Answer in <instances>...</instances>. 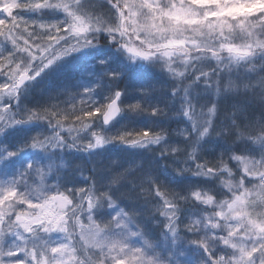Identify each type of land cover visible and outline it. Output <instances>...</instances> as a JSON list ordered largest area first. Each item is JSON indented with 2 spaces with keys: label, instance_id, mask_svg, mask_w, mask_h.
I'll return each mask as SVG.
<instances>
[{
  "label": "snow or ice",
  "instance_id": "snow-or-ice-1",
  "mask_svg": "<svg viewBox=\"0 0 264 264\" xmlns=\"http://www.w3.org/2000/svg\"><path fill=\"white\" fill-rule=\"evenodd\" d=\"M0 17V264H264V110L225 103L241 85H264V0H0ZM102 44L123 57L117 68L111 54L85 66V50ZM78 53V75L21 102L30 82ZM138 67L168 82H143L125 102L119 81ZM161 89L164 104L150 99ZM122 113L186 124L112 128ZM33 124L38 131L16 138ZM173 133L179 143L168 142ZM205 137L225 147L205 155ZM112 143L155 151L176 176L214 183L173 186L140 159L92 161L84 176L83 163L65 160L99 158ZM24 152L33 155L21 160ZM77 183L85 187L66 186Z\"/></svg>",
  "mask_w": 264,
  "mask_h": 264
},
{
  "label": "rangeland",
  "instance_id": "rangeland-1",
  "mask_svg": "<svg viewBox=\"0 0 264 264\" xmlns=\"http://www.w3.org/2000/svg\"><path fill=\"white\" fill-rule=\"evenodd\" d=\"M26 12H28V11H21L20 14L26 16L25 18H27L28 15H25ZM29 13H32V12H29ZM33 15L35 16L36 13H33ZM43 15L45 16V18H48V19H57L62 15V13H60L56 10H44ZM0 18H3V17H0ZM0 39H2V37H0ZM21 43H22V41H21ZM102 43H103V41H102ZM106 54H111L113 56V59L108 61L109 65L112 68H117L119 62L123 59V57H121L119 55V53H117L112 46H108L106 48V47H104L103 44L98 49H87V50H85L84 60H86V62H87V64L85 66L94 65L95 61L97 59L104 58ZM81 55L82 54L78 53L77 59H71L70 58L60 68H56V66H53L51 69L45 70V73H41V76L37 77L36 80L30 82L27 85V91L21 97V102L26 103V104L31 106V105L37 103L38 101H42L44 99V93L48 90L49 81H56L59 83H63L65 81H70L73 78V76L78 75L77 69H78V66L82 63V60L79 58V57H81ZM46 73H47V75H46ZM147 81L156 82L160 85H164L168 82L167 78L162 73H160L158 70H156V69H144V68L138 67L136 70V74L134 76L122 77L119 81L120 86L123 87V89H125V96L123 97L125 102H131L132 100L137 99L139 97V93L136 92L135 89L138 88L141 85V83L147 82ZM0 82H2V81H0ZM97 92L99 94L101 93V96L103 95V92L100 89H97ZM165 94L168 96L170 95V93L166 89H161L157 92H153L150 99L161 102L162 104H164V103H166V101L165 102L162 100L160 101V96L165 95ZM32 99H34V100H32ZM230 99H231L230 105L233 102H237V103L247 104L249 106L250 110H253V111L258 108V106L252 100H248L246 98L230 97ZM163 120L164 119H162V116L150 117L147 114L135 115V114H129V113H122L115 120V122H113L111 127L112 128H119L122 125H126L129 128L147 127L149 125L163 127ZM180 127H183V125H181ZM39 128H40L39 124H33L31 126H28V127H20L14 131L17 133L16 138L22 139L25 135H30L32 132L38 131ZM170 138L172 141L171 143H179L180 142V138L176 137L175 133H173V135H171ZM202 143H203V151H204V153H206L205 152L206 150H204V146H205V144H207L205 138H204ZM139 151H147V150L146 149H132V148H129V147L124 146V145H118L116 143H112V144L106 145L103 149L97 150V152H99L100 154L102 153L99 156V158H97L95 154H85L83 152L75 153L77 155L76 158L78 156L83 157V161L78 162L76 160V158L74 159V157L72 156L73 153L69 154V152H65V160L70 165H74L75 163H83L84 165L89 166V167L85 166L86 170H87L88 168H91L92 161H95V163L97 162L96 163V165H98L97 168H101L107 163V161L109 159H118L122 165V164H125L130 159L135 160V159L140 158V160H142L145 165H150L153 167V169H155V167L151 163L148 162V161L156 158L155 152L153 151L151 153H146V155L144 156ZM83 154H85V155H83ZM31 155H33V153L24 152L21 154L20 159L23 160V159H25ZM89 155L92 156V160L91 161L89 160L87 162L85 156H89ZM84 158H85V162H84ZM159 160L162 163L161 158ZM162 166H163L164 170L166 172H168L166 170V167L163 164L161 165V167ZM117 167H119V165ZM156 168H157V164H156ZM171 172H172V169L169 173H171ZM106 174H107V172L97 173V175L101 178L103 176H106ZM88 175H90V172L87 170L84 173V176H88ZM166 176L167 175L164 176L166 183L171 184L173 186H184V185L195 183L193 178H186V179L180 178L179 180H175V179L167 178ZM225 178H227V177H225ZM67 179L71 180L72 182H80L83 180V177H81L79 174H76V175L73 174V176L68 177ZM47 183L54 184L55 181L49 180V181H47ZM205 185L211 186L212 184L206 183ZM66 186L67 187H73V186L85 187V185L83 183H77L75 185L68 184ZM127 187H128V185H126V186L123 185L120 188V191H123ZM119 204L121 207H123L121 205L120 200H119ZM22 209L26 210L27 205H23ZM13 219H14V217H13ZM83 222L87 223L86 218L83 220ZM76 232H77V235H76L77 241H79L80 243L83 244L84 241L80 240L79 230L77 229ZM17 255H20V254L17 253Z\"/></svg>",
  "mask_w": 264,
  "mask_h": 264
},
{
  "label": "trees",
  "instance_id": "trees-1",
  "mask_svg": "<svg viewBox=\"0 0 264 264\" xmlns=\"http://www.w3.org/2000/svg\"><path fill=\"white\" fill-rule=\"evenodd\" d=\"M167 97H169L168 95H161L160 96V101L162 100V101H166V98ZM230 101H231V99H230V97L225 101V103L226 104H228V105H230ZM159 103H161V102H159ZM162 104V103H161ZM174 107H175V102H173V109H174ZM173 109H170L169 111H171V110H173ZM162 119H164L163 120V127H166V128H168L169 129V132H171L172 131V129H176L177 128V126H181V124H185L186 123V121H184L183 120V118H175V117H172V118H169V117H167V116H162ZM171 135L169 136V137H167V140H168V142H172L171 141ZM205 139L206 140H208L209 142L206 144V146H205V149L204 150H206V153H204L205 155H208V156H211V155H215L216 153H218L219 151H221L224 147H225V145H223L220 141H219V139L218 138H214V137H205ZM155 152V151H154ZM143 153H145L144 154V156L146 155V153H147V151L145 152H143ZM155 155H156V153H155ZM141 157V156H140ZM161 157H159V156H157L155 159H153V160H150V161H148L149 163H151L155 168H156V164H157V168H156V170L155 169H153V171L154 172H156V174H157V177L159 178V179H161V180H163L165 183H166V180H165V175H167L166 177L167 178H171V179H175V180H179L180 178H193V179H197V180H206L205 178H201V177H193V176H191V175H188V174H185L184 176H176L175 175V173L172 171L171 173H169L170 171H171V169H170V167L168 166L170 163H171V161H170V159L169 158H167V157H164V158H161V160H162V163H161V161L159 160ZM208 158H210V157H208ZM139 159V158H138ZM164 165L165 167H166V170L168 171V172H166L165 170H164V168H163V166L161 167V165ZM208 181V180H207ZM125 186H126V184H125ZM129 204V203H128ZM129 206H130V204H129ZM145 227L149 230V231H151L152 232V234H153V237L155 238V237H157L158 236V230H156V228L152 225V223L151 222H149V224H148V222H146V224H145Z\"/></svg>",
  "mask_w": 264,
  "mask_h": 264
},
{
  "label": "clouds",
  "instance_id": "clouds-1",
  "mask_svg": "<svg viewBox=\"0 0 264 264\" xmlns=\"http://www.w3.org/2000/svg\"><path fill=\"white\" fill-rule=\"evenodd\" d=\"M235 79V77H233ZM257 78H264V72L257 74ZM240 98L251 97L252 101L264 110V85H253L251 87L239 86L236 93Z\"/></svg>",
  "mask_w": 264,
  "mask_h": 264
}]
</instances>
